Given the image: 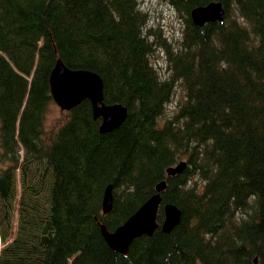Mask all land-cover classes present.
Segmentation results:
<instances>
[{"label":"trees","instance_id":"1","mask_svg":"<svg viewBox=\"0 0 264 264\" xmlns=\"http://www.w3.org/2000/svg\"><path fill=\"white\" fill-rule=\"evenodd\" d=\"M163 1L184 21L178 43L139 0H0V264H264V0ZM213 2L225 21L195 26ZM58 60L99 75L124 124L102 134L85 101L46 139ZM162 181L180 223L113 251L102 225H124Z\"/></svg>","mask_w":264,"mask_h":264},{"label":"water","instance_id":"2","mask_svg":"<svg viewBox=\"0 0 264 264\" xmlns=\"http://www.w3.org/2000/svg\"><path fill=\"white\" fill-rule=\"evenodd\" d=\"M199 14H205L206 16H213L214 18L211 20L204 19L203 17H200ZM223 15L224 14H223V11L221 10V6L214 5V4L210 5L206 9L196 10L193 13L194 19L198 18L199 20V22H197V20L195 19V22L198 25H203L207 21L220 20V18L222 20ZM84 77L90 78L95 83L96 100L93 102L94 103L99 102V101L101 102L103 98L102 96L103 83H102L101 78L98 75L90 73V72H84V71H72L68 69L61 61H58L57 65L52 71L50 83H51L52 92L55 98L57 99V101L59 102L58 97H57V95H59L62 100L63 99L65 100V104H69V105H65V104L62 105V103H60L61 106L67 109H70L72 106L79 104L83 99H86V98L91 99L93 94H92L91 89L88 87H92V82L90 81L89 83V81H86L87 83L85 82V84H83V81H85ZM76 99H78V102L73 104V101ZM126 114H127L126 109H124L122 106H118V105L112 106V107L102 106L99 108L95 105V116L104 117V125L101 128L103 132L110 131V129L114 130L115 128L119 127L121 123L123 122V120L126 118ZM113 116L118 117V119L112 123ZM175 171L177 172V170L175 169H170L169 173H172V174L176 173ZM108 190H107L108 192H106V195H105L106 197L104 198V212L105 213L110 212L112 210V205H113L112 189L109 187ZM154 198L149 203H147L143 207V209H141L137 213V215H134L127 222V224L124 227L120 228L115 234H109L106 231V229L103 228V235L105 239L107 240V242L109 243V245L112 247V249H114L115 251L121 252L123 254H127L129 252L131 244L137 237L143 234H150V235L153 234L154 230L157 228L156 213H157V204L160 201L159 196H156ZM145 210H149L150 212L149 219H148V226L151 228L150 230H146V231L143 230L144 228L143 216H144ZM167 213L168 215L170 214L173 217L172 216H171L172 218L168 217V220L170 219V221L169 223H166L165 229H167L172 223L178 222V219H179V213L176 209L172 207H168Z\"/></svg>","mask_w":264,"mask_h":264},{"label":"bare ground","instance_id":"3","mask_svg":"<svg viewBox=\"0 0 264 264\" xmlns=\"http://www.w3.org/2000/svg\"><path fill=\"white\" fill-rule=\"evenodd\" d=\"M212 4H214V5H220L221 6V10L223 11V19L221 20V18H220V20H212V21H207V22H205L203 25H198L196 22H195V19H194V16H193V13L196 11V10H201V9H206V8H208L210 5H212ZM219 11V10H218ZM198 12V11H197ZM205 12V11H204ZM215 12V11H214ZM209 13V12H208ZM210 13H212V12H210ZM197 14V13H196ZM195 15V14H194ZM200 15V17H203L204 19H213L214 17L213 16H206L205 14H199ZM218 15V14H217ZM197 17V16H196ZM199 17V18H200ZM191 18H192V21H193V23H194V25L195 26H197V27H203V26H205L206 24H210V23H221V22H224L225 21V18H226V10H225V8L223 7V5L221 4V3H217V2H213V3H210V4H208V5H206V6H199V7H196L193 11H192V13H191ZM197 20V22H199V20H198V18L196 19ZM58 61H61L62 63H63V61L62 60H58ZM58 61H57V63H58ZM64 64V63H63ZM57 65V64H56ZM65 65V64H64ZM66 66V65H65ZM67 67V66H66ZM68 68V67H67ZM69 69V68H68ZM71 70V69H70ZM72 71H84V70H72ZM84 72H90V73H93V74H96V73H94V72H91V71H84ZM51 75H52V73H51ZM97 75V74H96ZM99 76V75H98ZM100 77V76H99ZM50 78H51V76H50ZM101 78V77H100ZM84 79H85V81H83V84H85V82L86 81H89V83H90V81L92 82V87H88V88H90L91 89V91H92V94H93V96L91 97V99H89V98H86V99H83L79 104H77V105H75V106H72L70 109H67V108H65V107H63V106H61V104L60 103H62V105H64L65 104V100L63 99H61L60 98V96L59 95H57V97H58V100H59V102L57 101V99L55 98V96H54V94H53V92H52V88H51V95H52V98H53V100H54V102L56 103V105L63 111V112H70V111H72V110H74L76 107H78L79 105H81L83 102H85V101H89L91 104H92V106H93V115H94V118H95V120H98V119H100L101 120V126H100V132L102 133V134H107V133H111V132H113V131H115L116 129H118L121 125H123L124 124V122L126 121V119H127V117H128V110H127V108H125L124 106H122V105H120V104H115V105H107L105 102H104V82H103V80H102V78H101V80H102V83H103V94H102V96H103V98H102V101L100 102H96V103H94L93 101H95L96 100V96H95V83L93 82V80H91L90 78H88V77H84ZM80 80V79H79ZM87 83V82H86ZM50 85H51V83H50ZM89 85V84H88ZM84 88H86V87H84ZM78 102V99H76V100H74L73 101V104H75V103H77ZM72 104V105H73ZM65 105H69V104H65ZM95 105L97 106V107H102V106H107V107H112V106H116V105H118V106H122L124 109H126V118L123 120V122L121 123V125L119 126V127H117V128H115L114 130H111L110 129V131H107V132H103L102 130H101V128H102V126L104 125V117L103 116H100V117H96L95 116ZM107 114V113H106ZM118 119V117H116V116H113L112 117V123L114 122V121H116ZM111 120V119H110ZM185 168H186V163L185 162H181L178 166H176V167H171V168H169L168 169V176L169 177H174V176H176V175H179V174H181L184 170H185ZM170 169H175V170H177V172L176 173H169V170ZM111 188L112 189V197H113V205H112V210L110 211V212H108V213H105L104 212V198L106 197L105 195H106V192H108L109 190H108V188ZM166 188H167V181H162L161 183H159L157 186H156V194L155 195H153L148 201H146L140 208H139V210L134 214V215H137V213L141 210V209H143V207L147 204V203H149L151 200H153V198L154 197H156V196H159V198H160V201H159V203L157 204V213H156V225H157V228L154 230V232H153V234H143V235H141V236H139V237H137L134 241H133V243L131 244V246H130V249H131V247H132V245L134 244V242L137 240V239H139V238H141V237H143V236H148V237H152L154 234H155V232L161 227V230L163 231V232H165V233H171L175 228H176V226L180 223V221H181V218H182V211L176 206V205H174V204H167V205H165V206H163V193L165 192V190H166ZM108 190V191H107ZM104 198H103V215H108V214H111L112 213V211H113V209H114V196H113V187L110 185V186H108L107 188H106V190H105V194H104ZM158 198V197H157ZM154 199H156V198H154ZM148 207V206H147ZM161 207H164V215H165V219H164V222H163V224L160 226V224L158 223V213H159V211H160V209H161ZM168 207H172V208H174V209H176L177 211H178V213H179V219H178V222H174V223H172L167 229H165V225H166V223H169V221H170V219L168 220V217H171L172 215H168V213H167V208ZM146 209V208H145ZM149 214H150V212H149V210H145L144 211V216H143V219H144V221H143V224H144V228H143V230H150L151 228L148 226V219H149ZM134 215H132L128 220H127V222L134 216ZM173 217V216H172ZM171 217V218H172ZM175 220V219H174ZM168 221V222H167ZM127 222L124 224V225H122L121 227H119L117 230H115L114 232H110V231H108L107 230V228H106V226L105 225H102V236L104 237V235H103V228H105L106 229V231L109 233V234H115L120 228H122V227H124L126 224H127ZM142 229V228H141ZM104 240L107 242V240L105 239V237H104ZM121 240V239H120ZM107 244L109 245V243L107 242ZM109 247L112 249V247L109 245ZM130 249H129V252H130ZM113 251H115L114 249H112ZM115 252H117V253H120V254H122V255H127V254H123V253H121V252H118V251H115Z\"/></svg>","mask_w":264,"mask_h":264},{"label":"rangeland","instance_id":"4","mask_svg":"<svg viewBox=\"0 0 264 264\" xmlns=\"http://www.w3.org/2000/svg\"><path fill=\"white\" fill-rule=\"evenodd\" d=\"M141 8L146 11V13L149 15L151 19V24L155 25L156 28L161 29L162 31V37H167L170 42H173L174 39L180 38L181 34L184 29V21L182 18H180L179 15L176 14V12L170 8V6L163 0H139ZM182 29V32H181ZM159 60L161 59L158 57ZM6 59V58H5ZM7 62L10 63L11 67H14L16 69V66L14 63L11 64V60L9 57L6 59ZM39 67H42L40 61L37 64ZM17 72H20L16 69ZM46 72H48V69H46ZM20 76L25 79L26 76L20 73ZM167 76V75H166ZM32 79V76L30 77ZM40 82V79H38V83ZM43 93L41 94V100H43L46 96V88L43 86ZM31 91H23V98L22 100L27 104L28 106L32 104L34 106V110L32 111V114H36V112H39V105H34L31 103L32 96L30 95ZM184 97V92L182 90H179L177 94L175 95V101L179 103ZM40 100V101H41ZM172 106L174 107V100L172 103ZM40 113H37V116L35 117L36 120L39 119ZM69 119V113L63 112L55 102L52 104H49V110H47V116L45 119V129H46V136L45 138L50 135L51 131H56L59 129L62 125H64L67 120ZM38 126V124H36ZM106 216V215H105Z\"/></svg>","mask_w":264,"mask_h":264},{"label":"flooded vegetation","instance_id":"5","mask_svg":"<svg viewBox=\"0 0 264 264\" xmlns=\"http://www.w3.org/2000/svg\"><path fill=\"white\" fill-rule=\"evenodd\" d=\"M181 32H182V29H181ZM165 38H167V37H165ZM181 38H182V34H181V37H180V38H176V39H174L173 42H170L169 39H168V38H167V39H168V41H169L170 43H174L175 41L178 43V42L180 41ZM159 66H163V64L160 62V63H159Z\"/></svg>","mask_w":264,"mask_h":264}]
</instances>
